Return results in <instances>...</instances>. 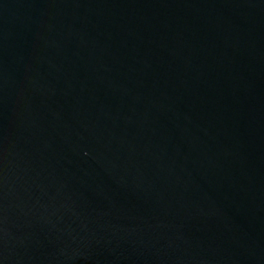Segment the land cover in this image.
I'll return each mask as SVG.
<instances>
[{
    "label": "water",
    "instance_id": "1",
    "mask_svg": "<svg viewBox=\"0 0 264 264\" xmlns=\"http://www.w3.org/2000/svg\"><path fill=\"white\" fill-rule=\"evenodd\" d=\"M0 264H264V0H0Z\"/></svg>",
    "mask_w": 264,
    "mask_h": 264
}]
</instances>
